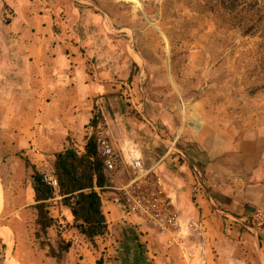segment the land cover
<instances>
[{"label": "rangeland", "instance_id": "374dc122", "mask_svg": "<svg viewBox=\"0 0 264 264\" xmlns=\"http://www.w3.org/2000/svg\"><path fill=\"white\" fill-rule=\"evenodd\" d=\"M74 1L101 15L109 39L99 46L106 72L113 67L111 79H104L115 90L105 96L102 109H95L96 136L104 135L99 132L103 127L115 125L117 151L127 141L138 142L147 167L170 146L189 154L190 162L196 157L205 182L203 195L214 201H209L211 212L216 205L230 212L220 214L223 224L213 219L210 230H221L231 246L234 230L247 231L264 247V9L234 10L228 0ZM12 15L0 0V264H94L100 253H84L85 245L69 223L67 231L60 229L59 220L65 217L58 214L57 193L48 201L55 224L47 239L54 246L59 239L69 242V250L57 261L34 236L31 169L21 158L18 135H30L37 114L36 105L22 97L32 90L31 82L25 83L20 70L4 60L25 51L11 38ZM120 56L123 61L113 66V58ZM227 138L234 140V148L210 158L203 147ZM85 141H70L60 150L70 146L82 153ZM170 151L175 157L161 162L158 173L188 200L192 185L187 170L175 149ZM54 158L36 168L55 176ZM115 174L125 182L128 171ZM113 239L118 244L120 234ZM234 259L224 264H264L255 254L244 261Z\"/></svg>", "mask_w": 264, "mask_h": 264}, {"label": "crops", "instance_id": "0c3cea01", "mask_svg": "<svg viewBox=\"0 0 264 264\" xmlns=\"http://www.w3.org/2000/svg\"><path fill=\"white\" fill-rule=\"evenodd\" d=\"M4 1L13 11L9 24L15 33L11 35V38L16 44L23 45L22 49H25V51L7 55L4 60H6L7 66H10L11 63L12 69L20 70L18 74L25 77V83L31 82L32 90L23 93L22 97L25 101L36 105L37 114L34 120V129L29 133L30 135L26 134L24 137L18 135L20 148L24 150L22 152L24 156L21 158L27 157L36 167L43 168L44 165L52 162L58 150L67 145V139L72 142L86 140L93 131L90 120L95 115V109H102L105 96L115 90L113 84L107 83L104 79L106 76L111 79L113 67L109 65L110 72H106L99 46L100 43L105 44V39H109L105 34V27L100 24L102 22L101 15L91 8L75 3L74 0ZM88 22L94 26L86 25ZM106 24L108 25L107 21ZM90 56H94V59ZM122 61V56L113 58L112 65L116 67L115 63ZM90 62L93 64V68L90 67ZM28 96L29 98H27ZM99 132L107 136L115 147L119 145L117 138L119 134L115 125L103 127ZM234 146V140L227 138L224 143L216 142L203 148L210 158H215L229 152ZM172 147L176 151V158H180L182 161L181 167L187 170V177L189 176L192 188L197 173H200L202 188L198 191L196 199L191 191L192 197L188 200L181 197L172 182L162 177L175 190L182 214L196 220L202 219L206 223V243L204 244L206 264H224V260L229 259L230 262L234 258H241L244 261L249 258L250 254L257 255V258L264 262V259L262 260L264 247L261 246L259 237H255L247 231L236 232L234 230L232 235L235 240H230L231 246L221 230L218 228L210 230L209 224L211 225L213 219L217 220L218 224H223L224 218H221V215L224 214L219 212V215H215L217 210L215 208L213 212L210 210L209 201H214L209 194H207L208 199L203 195L205 182L201 170L197 168L196 157L191 156L192 162H190L189 154H185L178 147L170 146L163 155L158 156L152 165L148 166L151 173L161 176L158 173L159 168L166 161H170V157H175V155L171 156L174 153H170ZM123 169L128 171L125 182H122L115 174L116 171ZM130 175L129 169L125 165L119 164L116 170L109 174L111 185L101 192L102 208L109 233L104 239H100L98 250L89 248L84 236L73 229L85 245L81 247L83 252L87 254L100 253L99 258H101L102 264H119L121 249L113 238L122 231L121 224L124 223V214L117 205V192L113 187L125 184L130 179ZM30 188L34 193L32 185ZM59 206L61 209V212L58 213L59 216L65 217L66 223L71 224L73 216L70 210L61 205L60 201ZM216 207L223 210L217 205ZM223 211L230 214L226 210ZM52 216L55 217V215ZM140 240L143 243L146 260L150 264L199 263L195 256L192 259L184 257L178 244L167 243L165 237L159 235L155 229H142ZM196 241L197 239L194 237L190 239V242ZM239 243H242V246ZM207 252L213 253L211 258L207 257ZM213 257L215 258L213 259ZM41 264H45V261H42Z\"/></svg>", "mask_w": 264, "mask_h": 264}, {"label": "trees", "instance_id": "16d2710c", "mask_svg": "<svg viewBox=\"0 0 264 264\" xmlns=\"http://www.w3.org/2000/svg\"><path fill=\"white\" fill-rule=\"evenodd\" d=\"M228 3L234 10L240 6L243 11L248 12H250L249 7L251 12L264 9V0H228ZM96 118L94 115L90 120L93 128L97 125ZM67 141L69 144L70 140ZM22 159L25 166L31 169L34 192L32 206L36 214L34 236L40 248L46 249L47 254L57 261H60L63 253L70 248V243L62 239H59L56 246L47 239L48 230L55 224L48 201L57 193L61 205L68 208L73 216L71 227L83 235L92 248L98 250L100 239H104L109 231L102 208L101 192L110 186L111 182L103 157L97 150L95 131L86 138L82 153L70 146L55 153L52 166L53 174L57 179L56 188L44 180V173L39 171L29 158L22 157ZM118 242L121 249L119 264H150L145 257L140 232L125 221ZM96 263L102 264L101 258Z\"/></svg>", "mask_w": 264, "mask_h": 264}, {"label": "built area", "instance_id": "2783aa9c", "mask_svg": "<svg viewBox=\"0 0 264 264\" xmlns=\"http://www.w3.org/2000/svg\"><path fill=\"white\" fill-rule=\"evenodd\" d=\"M90 67L93 68L91 62ZM97 150L103 157L109 174L119 164L125 165L130 171V179L125 184L113 187L117 192V205L124 214L123 220L140 233L142 229H155L159 235L165 237L167 243L178 244L184 257L192 259L195 256L198 264H206V223L202 219L196 220L182 214L175 190L162 176L152 174L151 169L145 165L140 144L127 141L119 153L113 142L107 136L101 135L97 137ZM44 180L54 188L57 187L55 176L44 174ZM201 188L200 173H197L192 188L195 199ZM215 209L229 215L217 207ZM59 227L63 232L67 231L66 221L60 219ZM192 237L197 241L190 242Z\"/></svg>", "mask_w": 264, "mask_h": 264}]
</instances>
